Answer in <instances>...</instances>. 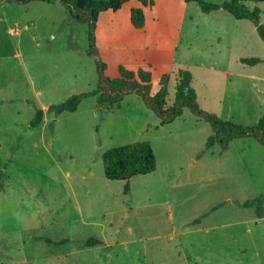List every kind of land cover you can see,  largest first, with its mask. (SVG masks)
Instances as JSON below:
<instances>
[{
  "label": "rangeland",
  "instance_id": "obj_1",
  "mask_svg": "<svg viewBox=\"0 0 264 264\" xmlns=\"http://www.w3.org/2000/svg\"><path fill=\"white\" fill-rule=\"evenodd\" d=\"M247 5L264 26V3ZM133 9L144 13L140 30ZM93 35L106 77L119 66L144 68L155 95L167 75V106L186 70L201 110L242 126L264 112V45L249 21L182 0L130 1L101 13ZM88 50V25L65 7L0 0V264H264V207L258 219L236 205L264 195V148L255 140H234L221 155L217 145L205 150L206 122L184 109L158 127L136 95L110 112L89 97L28 129L34 106L46 111L95 88ZM137 142L150 144L156 170L131 178L124 194V181L105 179L101 155ZM194 219L199 232L169 241ZM103 227L115 234L102 236ZM89 238L103 245L85 248Z\"/></svg>",
  "mask_w": 264,
  "mask_h": 264
},
{
  "label": "trees",
  "instance_id": "obj_2",
  "mask_svg": "<svg viewBox=\"0 0 264 264\" xmlns=\"http://www.w3.org/2000/svg\"><path fill=\"white\" fill-rule=\"evenodd\" d=\"M33 1L46 4L57 3L68 10L70 18L81 24L88 25L89 50L86 54L95 60L97 70V83L89 92L72 95L65 102L49 106L46 111L35 108L34 117L28 125L29 130L36 129L42 122L47 112L54 116L60 114L74 113L82 100L95 98L98 109L114 111L127 95L139 97L144 107L150 110L159 120L158 127H163L179 118L184 109L198 120L206 122L212 131L207 138L205 150L218 145L222 151L226 150L229 143L238 139H253L264 148V112L254 126H242L230 121H223L212 113L201 110L196 102V94L191 87L192 77L186 70H180L177 74V83L174 92V101L167 106L168 76L163 75L160 79V89L155 95H151V72L138 68L130 71L123 66L118 67V76L108 78L104 75L106 66L100 60L94 46L95 25L101 13L111 11L117 12L130 1H136L142 6L150 5L152 0H6L15 5H25ZM184 3H195L202 13L208 14L213 11L223 10L238 21H249L253 24L255 32L264 45V26L260 23L258 8L250 9L248 3H264V0H182ZM130 23L134 29L140 30L144 26V13L140 9L130 11ZM259 58H242L240 63L247 66H255L261 63ZM103 174L108 181H124L123 193L129 192V180L137 176H146L156 170V161L152 148L148 142H137L113 149L106 150L101 155ZM224 203L217 204L211 211L217 210ZM241 208H253L256 217H262L264 207V195L257 196L253 200L242 203L236 202ZM198 220H195L197 222ZM103 242L95 238H89L84 243L85 248L102 246Z\"/></svg>",
  "mask_w": 264,
  "mask_h": 264
},
{
  "label": "crops",
  "instance_id": "obj_3",
  "mask_svg": "<svg viewBox=\"0 0 264 264\" xmlns=\"http://www.w3.org/2000/svg\"><path fill=\"white\" fill-rule=\"evenodd\" d=\"M183 116V114L179 117V118H177V119H175L176 121L178 120V119H180L181 117ZM57 117V116H56ZM195 118V117H194ZM196 120H198L197 118H195ZM174 120V121H175ZM173 121V122H174ZM198 121H201V120H198ZM172 122V123H173ZM172 123H170V124H172ZM170 124H168V125H170ZM165 126H167V125H165ZM165 126H163V127H165ZM209 137V136H208ZM207 137V138H208ZM207 138H206V140H207ZM206 140H205V142H206ZM234 141V140H233ZM232 142V141H231ZM230 142V143H231ZM229 143V144H230ZM204 145H205V143H204ZM215 146V145H214ZM218 146V145H217ZM229 146V145H228ZM212 148V147H211ZM211 148H209V149H207V150H211ZM220 148V147H219ZM227 149H228V147H227ZM226 149V150H227ZM226 150H224V151H226ZM224 151H222L221 149H220V152H219V155H221L220 153L221 152H224ZM201 155H202V152L201 153H198V154H196V156H195V160L198 162V161H200L201 160ZM155 172V171H154ZM153 172V173H154ZM150 175V174H149ZM230 203V202H229ZM220 204V203H219ZM216 206V205H215ZM262 218V217H261ZM195 220H198V219H194L193 221H191L190 223H188L186 226H188V228L187 229H183L182 231H174V232H172V234L171 235H168V239H169V241H173V238L174 237H184L185 235H190V234H192V233H196V232H199V229H193V227H196V226H200L201 225V221H200V219L197 221V222H195ZM100 233H101V235L102 236H106V235H114L115 233H111V232H109L105 227H103L102 229H100ZM204 233H206V235H208L209 233H210V229L209 228H207V229H205L204 230ZM196 244H199V242L198 243H196ZM193 260V263H195V264H198V262H197V259H192ZM185 264H187V262H185Z\"/></svg>",
  "mask_w": 264,
  "mask_h": 264
}]
</instances>
